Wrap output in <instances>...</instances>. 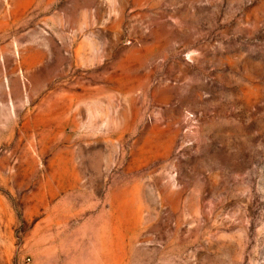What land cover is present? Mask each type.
Segmentation results:
<instances>
[{
	"label": "rangeland",
	"instance_id": "rangeland-1",
	"mask_svg": "<svg viewBox=\"0 0 264 264\" xmlns=\"http://www.w3.org/2000/svg\"><path fill=\"white\" fill-rule=\"evenodd\" d=\"M0 264H264V0H0Z\"/></svg>",
	"mask_w": 264,
	"mask_h": 264
}]
</instances>
